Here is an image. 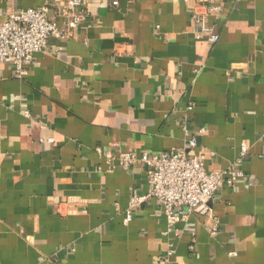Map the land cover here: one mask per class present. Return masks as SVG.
I'll return each instance as SVG.
<instances>
[{
    "label": "crops",
    "instance_id": "obj_1",
    "mask_svg": "<svg viewBox=\"0 0 264 264\" xmlns=\"http://www.w3.org/2000/svg\"><path fill=\"white\" fill-rule=\"evenodd\" d=\"M112 1L86 0L65 29V0H0V23L47 5L65 33L21 80L0 64V264H157L169 245L170 264H264V0L224 2L207 20L215 45L196 37V0ZM96 148L183 149L244 179L211 198L210 217L175 209L186 217L166 233L149 199L125 225L130 196L149 191L143 167L106 172Z\"/></svg>",
    "mask_w": 264,
    "mask_h": 264
},
{
    "label": "built area",
    "instance_id": "obj_2",
    "mask_svg": "<svg viewBox=\"0 0 264 264\" xmlns=\"http://www.w3.org/2000/svg\"><path fill=\"white\" fill-rule=\"evenodd\" d=\"M226 1L228 0H196L191 8V17L197 28L196 37L207 45H215L219 41V35L214 32V28L207 20L210 16H217ZM85 3L86 0H65L58 11L65 29L75 28L84 19V15L78 12V9ZM111 5L117 6V1H112ZM64 36L65 33L59 31L55 23L49 20L47 5L20 12L11 11L0 23V64L9 63L14 71V77L21 80L27 75L34 55L46 49L48 40ZM190 109L191 107H188L187 110ZM23 115L28 118L29 113L24 112ZM183 130L187 135L186 127H183ZM203 133L204 129H199L198 134ZM48 140L50 139H41L40 142L43 144ZM188 145L195 148L196 138L191 137ZM246 151V146L242 145L238 163ZM95 152L99 158L106 160L108 165L106 172L114 170L128 172L135 164H141L149 191L144 195L134 193L130 196L123 223L127 225L131 221L133 209L149 199H154L166 218V233L171 231L174 224L186 217L176 215L175 209H185L186 213L197 212L210 217L208 203L211 198L223 186L233 187L239 180L244 179L242 172L233 168L209 173L204 168L205 155L188 157L183 149L173 153L152 155L142 153L139 156L130 152L118 153L115 156L111 151L104 152L100 148H96ZM215 231L213 228L210 233L213 234ZM173 254L174 249L169 245L166 252L159 257L157 264H170Z\"/></svg>",
    "mask_w": 264,
    "mask_h": 264
}]
</instances>
